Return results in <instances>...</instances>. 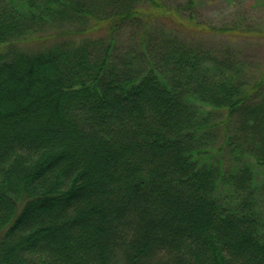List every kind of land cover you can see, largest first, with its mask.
Instances as JSON below:
<instances>
[{"label": "trees", "instance_id": "1", "mask_svg": "<svg viewBox=\"0 0 264 264\" xmlns=\"http://www.w3.org/2000/svg\"><path fill=\"white\" fill-rule=\"evenodd\" d=\"M195 6L186 25L264 37ZM162 15L0 0V264H264V68L153 30Z\"/></svg>", "mask_w": 264, "mask_h": 264}, {"label": "rangeland", "instance_id": "2", "mask_svg": "<svg viewBox=\"0 0 264 264\" xmlns=\"http://www.w3.org/2000/svg\"><path fill=\"white\" fill-rule=\"evenodd\" d=\"M167 7L168 16L156 18L151 25L152 29L163 30L191 45H202L209 49H223L227 47L236 52L243 62L250 66L251 71L264 68V37L246 38L220 35L207 30L199 29L185 24L184 14H187L186 3L188 0H160ZM196 6L197 18L206 25V28L221 27L242 18L252 22L264 24V10L258 5L257 0H193ZM264 2V0H263ZM258 20V21H255ZM155 32V31H154ZM129 32L125 31L120 37L119 50L122 51L129 42ZM138 40V36L133 38ZM37 42H26V48L36 47ZM264 171V169H262ZM262 174V172H261Z\"/></svg>", "mask_w": 264, "mask_h": 264}]
</instances>
